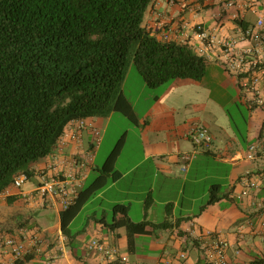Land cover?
<instances>
[{"label":"crops","instance_id":"crops-1","mask_svg":"<svg viewBox=\"0 0 264 264\" xmlns=\"http://www.w3.org/2000/svg\"><path fill=\"white\" fill-rule=\"evenodd\" d=\"M229 1L155 0L146 11L147 19L143 24L157 38L163 39L164 35L169 34L171 40L180 43L178 29L185 21L202 23L217 39H238L244 29L264 18V2L232 0L234 5L230 6ZM215 52L216 55L213 53L212 58L207 60L209 66L205 77L210 72L222 71L223 76L229 78L226 83L221 82L222 98L219 105L226 108L227 104H237L239 101L247 105L250 115L245 133L237 129L238 133L230 125L221 122L220 116L215 113L220 124L204 119V114L209 110L217 113L220 110L209 97L193 99L194 96H191L194 90L187 85L203 80L178 79L165 86L151 88L154 92H148L150 99L147 110L140 114L135 101L128 95L125 79L123 90L139 118L136 127L141 131L143 154L120 168L118 165L124 145L116 165L121 177L89 201H107L112 209L116 204H125L129 206V216L133 221L161 223L168 220L167 228L150 227L149 233L135 235L134 244L130 245L126 227L110 228L107 211L104 210L101 218L95 212L84 231L76 234L70 231V235H65L61 230L63 210L60 206H49L58 213L59 222L44 228L34 219V215L47 206H43L37 198L29 201L24 199L20 189L11 185L0 193V204L14 205L18 209L11 218L0 212V229L16 232L25 227L31 235L38 228L42 239L23 260L13 262L10 255L0 253V264H44L46 258H51L54 264H123L120 257L110 258L97 249H89L94 240L117 247L134 264H206L201 248L192 241L197 240L202 230L218 232L229 242L228 254L232 264H260L258 260L264 259V206L259 200L264 195V187L259 193L248 197H238V194L244 176L249 174L261 178L264 175V153L255 159L247 157L251 143L264 142V105L251 101L253 94L242 87L245 75L227 71L219 47H216ZM261 90L264 94V80ZM115 113L105 118H88L100 129L101 142L95 150L92 163L86 168L85 185L90 173L99 168L97 159L103 147L102 137L105 138ZM196 122L208 126L213 134L211 150L196 147L190 139L189 130ZM215 124L218 128L213 131L212 126ZM91 139V132L86 130L82 139L68 141L64 149L67 153H81L88 148ZM186 156H190V159L187 160ZM49 162L48 155L34 166L35 175L29 181L32 187L27 190L38 183L39 169ZM185 165L188 166L186 171L182 169ZM200 182L205 183V196L208 197L209 193L210 199L214 188L218 189L220 199L213 204H208L207 199L196 211ZM223 184H227L228 189L221 194ZM187 190L189 195L186 198ZM9 197L16 199L9 204ZM181 198H184L182 204ZM148 199H151V204L147 209ZM37 247L40 252L36 250ZM181 252H186V258H180Z\"/></svg>","mask_w":264,"mask_h":264},{"label":"trees","instance_id":"trees-1","mask_svg":"<svg viewBox=\"0 0 264 264\" xmlns=\"http://www.w3.org/2000/svg\"><path fill=\"white\" fill-rule=\"evenodd\" d=\"M154 1L0 0V193L20 173L35 175L34 166L54 152L72 120L120 112L139 124L123 90L131 62L150 88L205 78V57L187 43L157 38L144 26ZM125 141L123 135L76 203L61 212L65 235L84 205L121 177L116 165ZM219 199L212 188L208 204ZM150 204L148 199L147 209ZM108 225L126 227L133 245L135 235L167 228L169 222H135L129 206L119 203Z\"/></svg>","mask_w":264,"mask_h":264},{"label":"built area","instance_id":"built-area-1","mask_svg":"<svg viewBox=\"0 0 264 264\" xmlns=\"http://www.w3.org/2000/svg\"><path fill=\"white\" fill-rule=\"evenodd\" d=\"M228 5H234V1L230 0ZM178 31L181 43L189 44L207 60L212 58L213 53L216 55V47H219L223 53L225 69L237 75H245L242 87L253 94L251 101L264 105V94L261 90V83L264 80V18H260L256 25L244 29L238 39L230 37L217 39L202 23L194 24L188 21L183 22ZM164 37L170 38L169 34ZM196 40L198 42L194 43ZM86 130L92 135L88 148L81 153H67L64 149L66 143L82 139V134ZM189 136L196 147L209 150L213 146L214 136L203 123L193 124ZM100 142L101 131L93 121L85 118L72 120L60 137L54 152L49 155L50 162L39 169L38 183L31 190H24L23 185L31 178L26 173H20L12 185L20 189V195L28 201L37 198L43 206H60L62 210H66L78 200L80 191L85 186L86 168L92 163ZM261 153H264V143L255 141L250 144L247 157L255 159ZM186 159L189 160L190 156H186ZM182 169L186 171L188 166L185 165ZM263 187L264 175L255 178L247 174L242 179V189L238 197L257 194ZM259 202L264 206V195ZM29 236L32 237L28 239ZM41 239L38 228L34 229L31 235L25 227L16 232L0 229V253L10 255L13 262L23 260ZM196 239L200 243L206 264H232L228 254L229 242L218 232L202 230ZM89 249H97L110 258L120 257L123 264H134L127 255H122L117 247L107 246L97 240L91 242ZM36 250L41 251L39 247ZM186 256V252H181V259ZM44 264L54 263L51 258H46Z\"/></svg>","mask_w":264,"mask_h":264},{"label":"rangeland","instance_id":"rangeland-1","mask_svg":"<svg viewBox=\"0 0 264 264\" xmlns=\"http://www.w3.org/2000/svg\"><path fill=\"white\" fill-rule=\"evenodd\" d=\"M147 19V12L145 14V19ZM130 71L128 70L127 77H126V87L128 91V95L135 101L137 105V109L140 114L145 113L147 107L149 105L150 95L148 92H154V89H151L145 83L143 76L139 73L136 69L133 62H131ZM212 75V76H211ZM229 81V78H227ZM226 77L223 76L222 71H213L209 73V76L205 77L202 82L200 83H192V85H187L189 89H192L194 92L191 96H194L193 99L202 98L206 99L209 97L210 101H215L216 108L220 110V112H216L214 110H209L204 114V119H211L214 123H216V115H219L221 122H225L226 124L230 125L233 129L237 132V129H240L242 133H245L247 127V119L249 118V109L246 104L242 102L230 103L225 106L226 108L220 107V98H222L221 93V82H227ZM125 82V81H124ZM165 86V85H164ZM181 86V85H180ZM192 86V87H191ZM156 90V89H155ZM159 90H162L159 89ZM189 95V94H188ZM187 95V96H188ZM190 96V95H189ZM188 96V97H189ZM215 113V114H214ZM218 122V121H217ZM217 124H220L218 122ZM217 124L212 126V130H216ZM136 124L129 120L125 115L120 112H116L113 119L111 120V124L107 130V134L105 138L102 137L103 147L102 151L97 159V165L102 167L104 162L106 161L108 155L111 153L115 145L117 144L118 140L123 136L126 135L125 147L122 155L121 162L119 163V167L122 168L123 166L129 164L133 160L140 158L143 154L142 150V139L141 134ZM239 133V132H238ZM99 171L94 169L87 179L86 184L88 185L97 175ZM198 188V202L196 204V211L200 209V206L207 202L209 199L210 194L208 193V197L205 196V192L203 187H205L204 182L199 183ZM32 187L31 182H26L23 185V189L27 190ZM227 184H223L221 188V194L227 191ZM204 193V194H203ZM189 195L188 190L185 194L187 198ZM204 195V197H203ZM111 197V195H108ZM184 203V198H181L180 204ZM17 206L14 205H5L0 204V212L6 215L7 218H11L13 214H15L17 210ZM107 211V218L109 222L113 221V209L112 206L107 203V201L96 199L92 202L86 204L84 209L79 213V215L73 220L70 225V230L73 233H78L80 231H84L88 226L90 221L92 220L91 217L95 215V212L98 213V217L101 218L103 215V211ZM136 211V208H135ZM27 212V210H26ZM34 219L39 221L44 228H49L53 225H56L59 222V215L58 213L52 209L51 207L47 206L40 210L39 213L34 215Z\"/></svg>","mask_w":264,"mask_h":264}]
</instances>
